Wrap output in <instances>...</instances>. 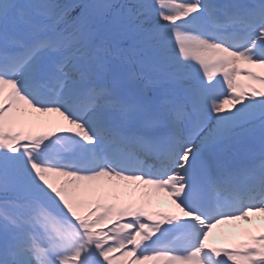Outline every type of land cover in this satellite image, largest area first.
<instances>
[{
    "label": "snow or ice",
    "instance_id": "snow-or-ice-1",
    "mask_svg": "<svg viewBox=\"0 0 264 264\" xmlns=\"http://www.w3.org/2000/svg\"><path fill=\"white\" fill-rule=\"evenodd\" d=\"M0 264H264V0H0Z\"/></svg>",
    "mask_w": 264,
    "mask_h": 264
}]
</instances>
